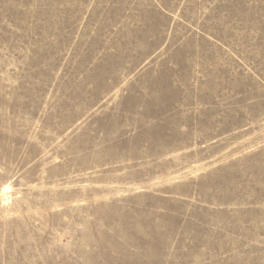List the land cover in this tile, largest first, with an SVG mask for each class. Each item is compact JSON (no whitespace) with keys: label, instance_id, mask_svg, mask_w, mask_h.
<instances>
[{"label":"rangeland","instance_id":"1","mask_svg":"<svg viewBox=\"0 0 264 264\" xmlns=\"http://www.w3.org/2000/svg\"><path fill=\"white\" fill-rule=\"evenodd\" d=\"M0 264H264V0H0Z\"/></svg>","mask_w":264,"mask_h":264},{"label":"bare ground","instance_id":"2","mask_svg":"<svg viewBox=\"0 0 264 264\" xmlns=\"http://www.w3.org/2000/svg\"><path fill=\"white\" fill-rule=\"evenodd\" d=\"M8 187H5V189H7Z\"/></svg>","mask_w":264,"mask_h":264}]
</instances>
